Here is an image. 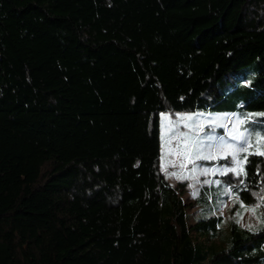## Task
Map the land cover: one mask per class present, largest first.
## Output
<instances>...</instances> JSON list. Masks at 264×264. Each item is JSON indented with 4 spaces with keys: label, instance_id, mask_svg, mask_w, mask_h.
I'll list each match as a JSON object with an SVG mask.
<instances>
[{
    "label": "trees",
    "instance_id": "1",
    "mask_svg": "<svg viewBox=\"0 0 264 264\" xmlns=\"http://www.w3.org/2000/svg\"><path fill=\"white\" fill-rule=\"evenodd\" d=\"M254 59L264 111V0H0V264H264V213L235 218L264 156L227 176L226 237L161 164V114L225 109Z\"/></svg>",
    "mask_w": 264,
    "mask_h": 264
},
{
    "label": "rangeland",
    "instance_id": "2",
    "mask_svg": "<svg viewBox=\"0 0 264 264\" xmlns=\"http://www.w3.org/2000/svg\"><path fill=\"white\" fill-rule=\"evenodd\" d=\"M258 60L254 59L251 63L239 70H233L228 73L229 84L232 89L226 94L222 106L225 109L234 107V113H229L225 109L193 112H175L161 114V164L167 180L176 185L184 182L183 198L186 202H193L198 195L199 190L205 186L209 195H217L219 183H225L233 176L235 179L240 175L236 172H224L233 155L237 154L240 140H232L231 135L251 138L256 135L264 136L262 129H255L254 124L259 123L260 117L264 116V111H247L243 109L242 104L250 97L255 95L252 87L253 82L258 75ZM238 79H243L238 82ZM192 117V119H181V117ZM241 134H243L241 136ZM212 136L214 139L209 140ZM185 137L188 139L186 140ZM217 137H223L224 144H232L235 147L229 149L222 147L221 140ZM189 143L191 146L189 147ZM255 150V144L249 148L248 152L240 153L245 156ZM264 150V149H262ZM187 151V157L184 155ZM201 156H209V159H196V153ZM221 160V161H220ZM213 161V163H209ZM237 167V172L239 168ZM237 180V179H236ZM213 188H211V186ZM226 188V187H224ZM206 195V193L204 192ZM238 199L229 188L225 189L222 198H218L215 212L222 216L223 222L220 227V236L226 237L229 229L230 218L235 216L231 208H237ZM240 203L238 208L243 209L241 215L236 216L242 226L255 227L264 213V205L244 208ZM255 208V212L246 210ZM234 209V210H235ZM197 207L189 209L191 221L195 220L198 213ZM264 222V221H263ZM217 243L218 239H213Z\"/></svg>",
    "mask_w": 264,
    "mask_h": 264
},
{
    "label": "snow or ice",
    "instance_id": "3",
    "mask_svg": "<svg viewBox=\"0 0 264 264\" xmlns=\"http://www.w3.org/2000/svg\"><path fill=\"white\" fill-rule=\"evenodd\" d=\"M181 119H192V117H181ZM243 134H241L242 136ZM185 139L187 140L188 138L185 137ZM209 140L214 139V137L209 136L208 137ZM216 139L221 140L222 147L225 148H233L235 147L232 144H224L223 143V137H217ZM231 139L232 140H240V145L237 149V154L233 155L229 164L227 166L224 167L223 171L224 172H228V171H232V172H236L237 175H246V172L244 171V169L242 167L239 168V171L237 172V167L247 163V156H240V153H244V152H248L249 148L253 147V144H255V150L252 152H249L248 154L250 155H260V156H264V136H260V135H256L253 136L251 138L248 137H244L243 139H240V136L237 135H231ZM191 146V144L189 143V147ZM184 155L187 157V151H185ZM196 159H209V156H201V154L199 152L196 153L195 156ZM243 207V205H241ZM252 212H255V208L252 209H246Z\"/></svg>",
    "mask_w": 264,
    "mask_h": 264
},
{
    "label": "crops",
    "instance_id": "4",
    "mask_svg": "<svg viewBox=\"0 0 264 264\" xmlns=\"http://www.w3.org/2000/svg\"><path fill=\"white\" fill-rule=\"evenodd\" d=\"M203 187H205V186H203ZM216 187L219 189L216 196L213 195V194L212 195L208 194L212 205H217L218 198H222V194L225 192L226 188H229L230 191H231V188H230V186L227 183H219ZM224 187H226V188H224ZM211 188H213V187L211 186Z\"/></svg>",
    "mask_w": 264,
    "mask_h": 264
}]
</instances>
